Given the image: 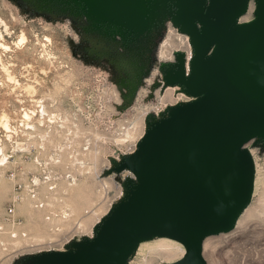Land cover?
<instances>
[{"label": "rangeland", "instance_id": "obj_1", "mask_svg": "<svg viewBox=\"0 0 264 264\" xmlns=\"http://www.w3.org/2000/svg\"><path fill=\"white\" fill-rule=\"evenodd\" d=\"M257 2L244 0L229 30L253 20ZM212 4L0 0L1 30L8 33L2 37L10 49L0 51V122L10 124V130L0 124V264H32L26 258L71 255L92 245L103 222L139 185L125 163L148 125L204 94L189 85L197 51L192 31L207 41L193 13L215 11ZM22 34L27 40L17 47ZM213 46L202 52L203 64ZM242 149L252 152L254 190L229 230L204 238L207 264H264V136ZM36 160L54 174L69 173L74 183L54 181V192L45 183L31 198L35 175H44ZM157 238L135 244L122 264L171 262L164 250L153 249Z\"/></svg>", "mask_w": 264, "mask_h": 264}, {"label": "water", "instance_id": "obj_2", "mask_svg": "<svg viewBox=\"0 0 264 264\" xmlns=\"http://www.w3.org/2000/svg\"><path fill=\"white\" fill-rule=\"evenodd\" d=\"M211 1L215 11L211 7L206 14L193 13L207 41L192 31L197 51L189 85L195 94L198 88L204 94L190 107L171 110L167 120L149 124L137 154L125 163L146 184L136 183L91 246L83 244L71 255L28 257L26 262L36 264L42 258L41 264H122L134 240L164 234L188 249L177 264H207L204 238L229 230L246 203L238 207L247 182L241 148L264 132V16L229 30L231 16L243 12L244 0ZM262 12L264 0H258L255 14ZM210 44L214 46L203 64L201 54ZM217 84L224 93H209Z\"/></svg>", "mask_w": 264, "mask_h": 264}, {"label": "bare ground", "instance_id": "obj_3", "mask_svg": "<svg viewBox=\"0 0 264 264\" xmlns=\"http://www.w3.org/2000/svg\"><path fill=\"white\" fill-rule=\"evenodd\" d=\"M264 16V12H262L261 14L259 15H256V17H254L253 20H250V21H247L245 23H242L240 24L239 26H237L236 28V31L248 26V25H251L253 23H255L257 20H259L261 17ZM2 22V21H1ZM3 23V22H2ZM4 26H5V30H6V24L3 23ZM2 24V25H3ZM236 27V26H235ZM4 30V31H5ZM3 36V31L1 30V25H0V37ZM19 39L17 40V42H15V45L17 47H21V45L23 43L26 42L27 38L25 36V34H22L21 36L18 37ZM0 48L4 50H8L9 49V46L3 42V37L2 39L0 40ZM215 48V47H214ZM214 50V49H213ZM2 54V53H1ZM1 54H0V57H1ZM0 61H1V58H0ZM3 68L6 72V74L8 76H10V80L13 79V77L11 78V75H10V72L8 71V68H6V66L3 65ZM225 91V88L221 85V84H217L215 85L212 89L209 90V93H218V92H221V93H224ZM199 99V98H198ZM198 99L189 103L188 104H179L177 106L174 107V113L177 112V110L179 111V109H185L187 107H190L192 104H196L198 103ZM6 116V115H5ZM28 116V115H26ZM167 120V119H165ZM161 121H164L161 120ZM1 126L6 129V130H10V124H9V121L7 120V118H3L0 122ZM260 135H263L264 136V132H262ZM145 138V137H144ZM138 150L136 151V154H137ZM252 153V152H251ZM251 153L247 151V149H242L241 148V156L243 157L244 161L246 162V166H247V182H246V187L244 189V199H243V202L241 201L239 204H238V207H240V205H243L244 202H247L248 199L250 198L253 190H254V183H255V180H254V176H253V170H254V166H253V162H252V159H251ZM135 154V155H136ZM5 158V157H4ZM3 161V159L0 160V162ZM5 161V160H4ZM3 161V162H4ZM2 163V162H1ZM2 165V164H1ZM0 165V166H1ZM4 165V164H3ZM138 180H139V187H141L142 185L146 184L145 180L139 178L137 176ZM30 193H31V198H36V194L32 195L34 192H32V190H30ZM124 206V203L122 204V207ZM236 207V205H234L231 213H230V217H229V220H228V223L231 222L232 218H233V211H234V208ZM237 208V207H236ZM82 223V222H81ZM233 226V225H232ZM157 238L159 239V241L154 244V247L153 249H160V250H164L166 252V257H167V260H172L171 262L167 263V264H177L179 263L180 261H182L186 254H187V247L186 245L178 240L177 238L175 237H172V236H169V235H164V234H152V235H148V236H144V237H141V238H138L136 240H134V245L137 244V246L140 245V243L144 240H150V239H153V238ZM1 243V242H0ZM6 246V245H5ZM143 246V245H142ZM149 247V246H148ZM151 248V247H150ZM152 249V248H151ZM150 249V250H151ZM152 249V250H153ZM154 249V250H155ZM132 250V249H131ZM172 250H175L176 253L178 252V255L181 254L180 258H174L176 257V254L172 252ZM3 251V250H2ZM129 253V248H126L125 252L124 253ZM168 252V253H167ZM3 253V252H2Z\"/></svg>", "mask_w": 264, "mask_h": 264}, {"label": "built area", "instance_id": "obj_4", "mask_svg": "<svg viewBox=\"0 0 264 264\" xmlns=\"http://www.w3.org/2000/svg\"><path fill=\"white\" fill-rule=\"evenodd\" d=\"M1 29L3 30L4 28L1 27ZM4 34H8L7 31L3 32V36H4ZM3 42H4V40H3ZM0 51H1V48H0ZM9 51H10V49L7 50V51H1V52L2 53H6V52H9ZM166 116L167 115H165V117ZM158 119H156V120H158ZM32 129H33V125H30V126L26 127V130H32ZM5 133H8V132L6 131ZM36 165H38L39 167H42L41 170L44 173V175L41 177V180H39V178L35 175V181H33V184L37 185V186H35V188L32 189V192H34L32 195L38 193V191L40 190V189L38 190V187L40 185H44L45 183L48 185V188H47L48 192H54V189L56 188V184H54V181H58L59 179H63V180L68 181V184H73L74 183V178L72 176L68 175L69 173H62V176H61V174H59V175L56 174V173L54 174V172L52 170L47 168V164H44V166H43L40 162H38V160H36ZM21 187H22L21 185L16 186V190L18 192H20L19 194H22V192H24V191H21L22 190ZM42 206H43V203L40 204V207H42ZM5 211H6L7 215H10V214L13 213L14 208H13L12 205H8L6 207V209H5Z\"/></svg>", "mask_w": 264, "mask_h": 264}]
</instances>
